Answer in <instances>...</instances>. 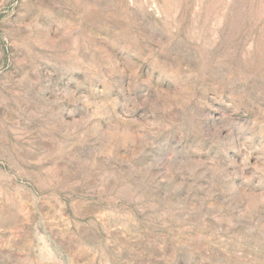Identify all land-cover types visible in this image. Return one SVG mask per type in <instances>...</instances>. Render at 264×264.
Returning <instances> with one entry per match:
<instances>
[{"label":"rangeland","instance_id":"obj_1","mask_svg":"<svg viewBox=\"0 0 264 264\" xmlns=\"http://www.w3.org/2000/svg\"><path fill=\"white\" fill-rule=\"evenodd\" d=\"M0 264H264V0H0Z\"/></svg>","mask_w":264,"mask_h":264}]
</instances>
